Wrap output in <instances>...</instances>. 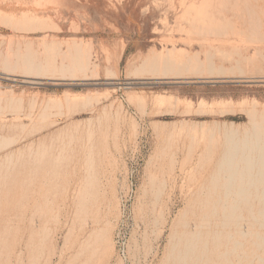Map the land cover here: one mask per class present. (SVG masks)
<instances>
[{"label": "rangeland", "instance_id": "374dc122", "mask_svg": "<svg viewBox=\"0 0 264 264\" xmlns=\"http://www.w3.org/2000/svg\"><path fill=\"white\" fill-rule=\"evenodd\" d=\"M28 5L50 10L15 9ZM2 6L0 264H125L121 242L131 264H172L184 225L203 213L198 201L216 197L206 189L226 135H251L249 110L264 126V0ZM77 46L88 66L64 71ZM171 48L203 62L202 74L195 60L179 78L141 70L142 58ZM16 55L48 73L25 74ZM262 207L254 198L238 203L222 247L240 241L242 257L224 264H264V219L249 216Z\"/></svg>", "mask_w": 264, "mask_h": 264}, {"label": "bare ground", "instance_id": "6f19581e", "mask_svg": "<svg viewBox=\"0 0 264 264\" xmlns=\"http://www.w3.org/2000/svg\"><path fill=\"white\" fill-rule=\"evenodd\" d=\"M200 8H201V6H200ZM197 11H198V9H197ZM203 14L204 13H202L201 15H203ZM199 17H200V15H199ZM25 18L27 19V16H25ZM31 18L34 21H36V19H34L33 17H31ZM31 18H30V20H31ZM26 19H24V21H26ZM207 19H209V18H207ZM14 21H17V20H14ZM255 21H257V20H255ZM43 23H41V24H43ZM32 25H33V23H31V27H32ZM36 25H38V24H36ZM208 25H211V24H208ZM41 28H43V27H41ZM18 30H20V29H18ZM33 30H35V28ZM258 31H259V29H258ZM256 32H257V30H256ZM260 35H262V33H260ZM263 35H264V33H263ZM261 39H262V37H261ZM44 42H45V40H44ZM18 46H20V45H18ZM56 46H58V45L56 44ZM72 46L75 48L76 45L75 46L72 45ZM26 48H28V46ZM29 51H31V50H29ZM29 51H27V52L29 53ZM74 51H75V53H72L74 55V56H72V59L74 61L71 60V62L73 61L71 63V64H73V66L71 64H69L71 66L65 64V66H63L64 71L65 70L67 71L68 69H70V70L71 69H77V70L78 69L79 70L84 69L85 70L86 69L85 67L88 66V63H89L87 61L88 56H85L86 54H84L85 49L83 47L77 46V48ZM86 51H87V49H86ZM186 53L187 52L179 51V50L172 49V48L168 49L162 53L161 52L153 53L151 55L146 56L145 58H142V61H140L141 62L140 68H141V70H152L153 72H157L158 70H160L164 74L173 72L174 76H177V74L179 76V74H180L183 77V75L185 73L190 71L189 68L192 67V66L188 67V65L190 63H192L193 60H195V62L193 61V63L195 64L193 67H195V68L192 67V70L195 73L198 72L200 74L202 72L200 64H202L203 62L200 63L198 60H196L197 57H192L195 59L191 60L190 59L191 57L188 58L186 56L189 52L187 54ZM69 54H70V52H69ZM4 56H6V55H4ZM17 57L19 58V55L18 56L16 55V58ZM8 58H10V57H8ZM8 58L6 57V60L3 59V60H5V61H3L5 63V65L3 64L5 68H9L7 66V64H8L7 59ZM27 58L28 57H26V59L24 61V59L22 57L21 59L23 62L18 59V61H21V63H22V68H23L22 70L25 72V74L26 73H32L35 71L38 72L41 70H42V73L40 72V74H43V73H45L44 68L49 67V65L44 66L42 64V66H41V64H33V62L29 59L30 57L28 59ZM18 61L16 60L14 67L19 65ZM38 61H39V59H38ZM135 62H137V61H135ZM204 62H205V60H204ZM86 63H87V65H85ZM9 64H10V66H13V65H11V61L9 62ZM62 65L63 64H61V66ZM54 67H55V65H52V70ZM203 67H204V65H203ZM17 68H19V66ZM17 68H15V69H17ZM207 68L209 69V67H207V65H206L207 71L206 72L203 71L204 73H207V72L209 73L210 71L213 70L210 68L211 70L209 69V71H208ZM47 70H50V69L48 68ZM55 70H56V68L54 69V71ZM138 70H139V68H138ZM202 70H203V68H202ZM223 71H224V69H223ZM61 72H63V71H61ZM149 72H151V71H149ZM212 72H210V73H212ZM47 73L48 72L46 71L45 74H47ZM134 73H137V71ZM215 73L216 72H214V74ZM63 74H64V72H63ZM157 74H158V72H157ZM187 74H189V73H187ZM23 75H24V73H23ZM32 75H33V73H32ZM220 75H222V74H220ZM204 77H205V74H204ZM63 78H64V76H63ZM47 102H49V100ZM259 113L261 115H264V114H262L264 112H262V113L259 112ZM247 115L249 116L248 119H249V123L251 124V126L253 123V127L249 129V132L251 131V135H246L242 139H235L234 136H235V133L237 131L235 133H229V131H228L229 134H227L226 138H225L226 139L225 140V150L222 152V154L218 158L217 162L215 163V171L217 172V175H212V178H211L212 183L209 182L210 186H211V184H213L212 189H211V187L206 189L207 193H209L211 191H212V193H211L212 195H213V193H216V197L213 199H208L209 196H205V198L207 197L206 199H200V200L198 199L199 200L198 201L199 202L198 203L199 208L202 210L203 213L201 215L198 214L199 217H198V221L196 223H193L191 225H189V224L184 225V229L182 230V232L178 236V240H176L177 243L175 242L176 245L173 244V246L175 245L176 248L175 249H174V247L172 248V249H174V251H173V263L172 264H204L208 261L209 262L211 261L212 264H224L226 262L228 256H230L233 253L236 255V257H242V254L238 251V249L241 248V246H242V242L235 241L233 243V246L230 249H225V247L223 249V247H222V244H224V242H223V240H224L223 234L225 233L224 229H227L231 226L229 224V222H230V220L233 219V217H234L233 212L236 211L237 205L241 201L248 200V198H254V200L255 199L259 200L263 204V207L261 209H259L258 211H256V214H255V212L250 211L249 216L252 215V217H255L257 219H258V217H259V219H264V126L257 123L258 121L255 119L256 118V111L249 110ZM260 119H261L260 120L261 122L264 121V116L263 117L261 116ZM252 131H253V133H252ZM247 133H248V131H247ZM220 172H222V174L224 173L223 174L224 176L221 177V180H220V177H218V173H220ZM213 173H215V172H213ZM199 194H201V193H199ZM202 195H203V192H202ZM248 209H250V207ZM248 211L249 210H247V212ZM219 213H221L220 215H222L223 220L221 219L222 217L220 218L221 220L217 217ZM256 215H258V216H256ZM250 218H251V216H250ZM235 225L238 226V224L236 222H235ZM243 228L244 227H242V229ZM238 233H239L238 237H241L244 234V233L242 234L241 231H239ZM102 235L103 234H101V233H98V234L96 233L95 238H101ZM104 243H106V241H104ZM263 243H264V241H263ZM208 246H209V248L207 249ZM216 260H218L220 263L219 262H215V263L213 262Z\"/></svg>", "mask_w": 264, "mask_h": 264}, {"label": "built area", "instance_id": "2783aa9c", "mask_svg": "<svg viewBox=\"0 0 264 264\" xmlns=\"http://www.w3.org/2000/svg\"><path fill=\"white\" fill-rule=\"evenodd\" d=\"M117 248H118L119 256L124 261V263L131 264L130 260L127 257L125 243L124 242L118 243Z\"/></svg>", "mask_w": 264, "mask_h": 264}, {"label": "crops", "instance_id": "0c3cea01", "mask_svg": "<svg viewBox=\"0 0 264 264\" xmlns=\"http://www.w3.org/2000/svg\"><path fill=\"white\" fill-rule=\"evenodd\" d=\"M25 7H30L31 9H33L34 11H47V10H50V9H47V8H33L31 6H22V7H15V9H17L18 11L19 10H23V9H26ZM0 9H4V10H7V8H5L4 6H2Z\"/></svg>", "mask_w": 264, "mask_h": 264}]
</instances>
